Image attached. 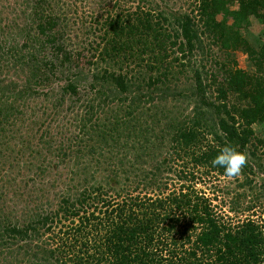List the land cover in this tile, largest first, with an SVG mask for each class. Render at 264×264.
Masks as SVG:
<instances>
[{"label":"trees","instance_id":"obj_1","mask_svg":"<svg viewBox=\"0 0 264 264\" xmlns=\"http://www.w3.org/2000/svg\"><path fill=\"white\" fill-rule=\"evenodd\" d=\"M22 4V45L15 39L0 45V63L9 57L27 72L24 86L0 96L2 146L9 148L10 133L25 122L41 88L48 86L45 95L53 91L60 71L64 85L56 89L55 109L68 95L69 108L84 106L86 112L73 125L74 137L49 143L57 161L48 162L37 178L85 151L124 156L121 171L114 170L106 183L81 191L66 185L56 208L51 202L39 205L16 221L0 213V252L22 244L29 264H264V226L250 219L226 222L195 187L200 176H225L211 164L225 144L247 155L245 169L264 147V136L253 129L264 126V0H195L191 13L158 12L150 0H140L133 11L117 4L116 11L95 18L101 43L87 57L66 46L72 26L66 3ZM253 23L263 29L245 37ZM237 52L247 56L248 70L238 66ZM92 68L82 88L73 72ZM182 77L192 83L191 98L199 99L191 117L166 105ZM167 142L171 153L138 175L158 194L134 195L126 186L129 159L152 164ZM176 159L183 161L177 177L185 182L170 190L160 176L176 172L170 166Z\"/></svg>","mask_w":264,"mask_h":264},{"label":"rangeland","instance_id":"obj_2","mask_svg":"<svg viewBox=\"0 0 264 264\" xmlns=\"http://www.w3.org/2000/svg\"><path fill=\"white\" fill-rule=\"evenodd\" d=\"M22 1L0 0V45H4L6 42L10 44L14 39L22 45L24 38L17 35L19 30L23 29L25 23V14L23 13L25 7ZM61 1L63 4L66 3L65 11L69 13L67 19L72 24L66 32L68 39L66 46L73 53H81L82 57H87L94 53L92 48H95L101 41L98 38L100 31L95 30L97 27L95 18L105 16L107 11H113L114 7H116L114 11H116L117 4L123 6L122 8L125 10L132 9L131 11H133L140 0ZM194 3L195 0H150L149 5H152L158 12L191 13ZM67 4L70 6L68 7ZM230 8H237V4L230 6ZM221 18L222 16H218V19ZM262 29V26L253 23L248 30L249 32L243 34L245 37L250 38L253 34H259ZM235 57L240 68L245 70L250 68L245 54L237 52ZM104 66L105 63L99 68L102 69ZM99 68L98 70H100ZM21 71L20 68L14 66V61L9 57L0 63V96L6 90L12 89L13 91L25 85L27 72ZM92 72H94L93 68L91 70L81 69L75 70L73 75H77L81 80V87L83 88L89 85L88 82ZM59 74L60 71L58 72V78L52 83L53 91L49 95H45L48 86L41 88V92L36 97V102L30 104L24 114L25 122L22 118V122L18 123L14 131L10 133L8 138L9 148H5L0 143V213L9 214L12 221L23 219L25 211L33 210L34 207L38 208L39 205L46 208L51 202L56 208L66 185L69 186V189L76 190L78 188L81 191L84 187L88 186L90 188L96 183H106L107 179L113 176L114 170L119 169L118 167L122 165L120 160L124 155L121 157L118 154L112 156L106 151L102 154L101 150L98 149L91 154L85 151V154H79L78 158L69 157L58 164L55 170L50 169L49 173L37 178L41 168L48 162L56 160V152L53 151L55 150L53 149L54 146L49 147V143L58 144L66 137H74L72 133L77 132V128L73 125L83 116L82 112L84 114L86 112L84 106L82 109L78 106L69 108L71 101L68 95L64 105L59 109H55V102L60 96V90L56 89L64 85ZM182 79L180 88L178 87L179 90L173 92L175 94L166 105L168 109H174L178 114L181 113L185 117H191L192 110L199 103L197 102L199 99L195 97L192 99L190 96L189 84H192L191 81L189 82L185 77H182ZM177 92L183 93L184 97H179ZM85 103L86 99L83 105ZM115 107L116 105L112 106V108ZM102 114L100 113L105 118L106 115ZM253 129L258 136H264L263 125L255 124ZM127 142L131 143L130 139ZM131 144L134 145V142ZM171 147L170 143L167 142L163 149L159 151L161 156H158L152 164L144 159L138 161L139 163L133 158L129 159L128 165L124 168L129 174L128 179L126 176H121V183L125 184L124 182L127 179L126 186L135 192L134 195L139 193L141 195H157L158 188L140 183L142 178H139L138 175L141 174L140 170L145 169L148 172L152 170L153 168L150 167L155 161L171 153ZM182 162L181 159L172 160L170 166L176 172H164L160 176L170 190L179 188L182 185L181 183L185 182L177 177L179 175L177 172L183 169ZM111 163L113 166H111ZM248 165L250 169L244 167L238 177L229 178L227 176L212 175L204 179V175L203 177L200 176L201 178L196 180L198 184L195 187L212 200L213 205H215V212L222 216L226 222L238 224L250 219L264 226V147L258 150L256 159L248 160ZM121 169L122 167L119 170L121 171ZM32 179L36 180L32 181ZM137 183H139L138 186ZM21 245H10V247L2 249L0 264H29L22 257L24 251L19 250Z\"/></svg>","mask_w":264,"mask_h":264},{"label":"clouds","instance_id":"obj_3","mask_svg":"<svg viewBox=\"0 0 264 264\" xmlns=\"http://www.w3.org/2000/svg\"><path fill=\"white\" fill-rule=\"evenodd\" d=\"M211 164L215 168H222L229 178L238 177L247 164V155L229 143L221 148Z\"/></svg>","mask_w":264,"mask_h":264}]
</instances>
